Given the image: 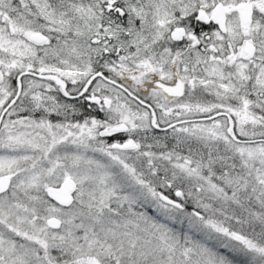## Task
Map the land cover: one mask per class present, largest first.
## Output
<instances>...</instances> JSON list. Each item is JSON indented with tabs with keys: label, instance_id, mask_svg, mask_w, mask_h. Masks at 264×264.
<instances>
[{
	"label": "snow or ice",
	"instance_id": "1",
	"mask_svg": "<svg viewBox=\"0 0 264 264\" xmlns=\"http://www.w3.org/2000/svg\"><path fill=\"white\" fill-rule=\"evenodd\" d=\"M0 264H264V0H0Z\"/></svg>",
	"mask_w": 264,
	"mask_h": 264
}]
</instances>
